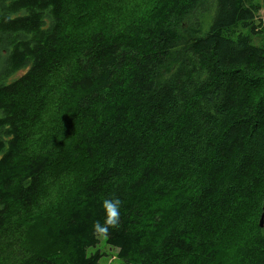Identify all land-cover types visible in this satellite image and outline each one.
Instances as JSON below:
<instances>
[{
    "label": "trees",
    "instance_id": "1",
    "mask_svg": "<svg viewBox=\"0 0 264 264\" xmlns=\"http://www.w3.org/2000/svg\"><path fill=\"white\" fill-rule=\"evenodd\" d=\"M67 1L0 0V230L16 207L34 210L41 177L60 162L25 157L22 127L64 59L71 152L59 168L75 190L41 224L43 264H101L91 251L102 236L124 264H227L242 232L244 262L264 264L261 4L164 0L152 16H113L72 37ZM109 198L121 200L120 219L99 233Z\"/></svg>",
    "mask_w": 264,
    "mask_h": 264
},
{
    "label": "rangeland",
    "instance_id": "2",
    "mask_svg": "<svg viewBox=\"0 0 264 264\" xmlns=\"http://www.w3.org/2000/svg\"><path fill=\"white\" fill-rule=\"evenodd\" d=\"M262 6L264 18V0H256ZM164 0H69L65 15V32L74 37L75 34L98 27L102 21H111L113 16L139 21L145 15L152 16L156 8L163 7ZM264 20V19H263ZM186 45L180 42L173 52H177ZM56 73L50 78L48 87L43 92H36L30 102L31 117L27 118L22 127V147L25 157L45 156L52 160L60 159L41 177L38 194L35 197L36 206L31 213L16 207L6 225L0 230V264H43V259L51 253V247L44 236L41 224L63 215L68 208V196L75 190V179L68 165L59 168L63 160L69 159L71 149L67 147V130L64 121L69 116L68 109L63 104L64 77L67 75V61L63 62ZM70 67V66H68ZM177 67V61L172 69ZM75 68L69 69L74 70ZM171 68L163 71L164 77L169 76ZM25 70L19 71L21 76ZM81 122L79 123V125ZM69 127H71L69 125ZM244 232L236 240L239 241ZM236 236V235H235ZM228 243L226 255L223 257L227 264H248L241 257L240 248L249 244ZM239 247V248H236ZM100 251L103 254L101 264H124L119 258V250L107 243V239L100 237L98 248L91 252ZM48 254V256H47ZM42 262V263H41Z\"/></svg>",
    "mask_w": 264,
    "mask_h": 264
},
{
    "label": "clouds",
    "instance_id": "3",
    "mask_svg": "<svg viewBox=\"0 0 264 264\" xmlns=\"http://www.w3.org/2000/svg\"><path fill=\"white\" fill-rule=\"evenodd\" d=\"M121 200L119 198H109L102 202V209L105 213L103 226L97 222L94 228L99 233H106L109 227L115 228L120 219Z\"/></svg>",
    "mask_w": 264,
    "mask_h": 264
},
{
    "label": "water",
    "instance_id": "4",
    "mask_svg": "<svg viewBox=\"0 0 264 264\" xmlns=\"http://www.w3.org/2000/svg\"><path fill=\"white\" fill-rule=\"evenodd\" d=\"M260 225H261V226L264 225V214L261 215V218H260Z\"/></svg>",
    "mask_w": 264,
    "mask_h": 264
},
{
    "label": "bare ground",
    "instance_id": "5",
    "mask_svg": "<svg viewBox=\"0 0 264 264\" xmlns=\"http://www.w3.org/2000/svg\"><path fill=\"white\" fill-rule=\"evenodd\" d=\"M6 32V31H5ZM5 45V44H4Z\"/></svg>",
    "mask_w": 264,
    "mask_h": 264
}]
</instances>
